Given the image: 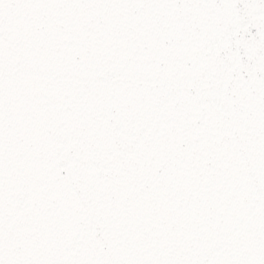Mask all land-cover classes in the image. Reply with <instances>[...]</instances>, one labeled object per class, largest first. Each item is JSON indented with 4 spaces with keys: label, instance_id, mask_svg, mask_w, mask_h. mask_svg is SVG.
I'll use <instances>...</instances> for the list:
<instances>
[{
    "label": "snow or ice",
    "instance_id": "1",
    "mask_svg": "<svg viewBox=\"0 0 264 264\" xmlns=\"http://www.w3.org/2000/svg\"><path fill=\"white\" fill-rule=\"evenodd\" d=\"M0 264H264V0H0Z\"/></svg>",
    "mask_w": 264,
    "mask_h": 264
}]
</instances>
